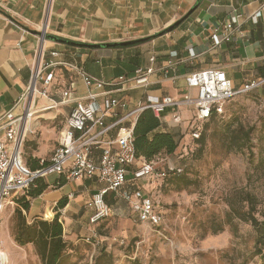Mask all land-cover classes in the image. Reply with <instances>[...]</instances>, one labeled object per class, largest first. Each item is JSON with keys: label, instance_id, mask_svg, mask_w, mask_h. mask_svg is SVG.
<instances>
[{"label": "crops", "instance_id": "obj_1", "mask_svg": "<svg viewBox=\"0 0 264 264\" xmlns=\"http://www.w3.org/2000/svg\"><path fill=\"white\" fill-rule=\"evenodd\" d=\"M48 1L0 0V118L26 92L41 47L45 49L46 62L78 64L103 85H87L74 72L60 67L55 70L52 95L49 99H39V108L59 104L61 93L71 84L75 99L89 102L93 97L103 106L117 99L134 108L149 96L174 99L196 96L197 90L188 87L186 78L210 68L224 70L237 89L249 81L264 79V0H203L178 28L159 37L156 36L186 17L198 0H55L53 12L47 17ZM259 11L261 17L254 23L252 16ZM235 14L242 16L240 31L231 42L216 46L212 36ZM44 28L50 35L84 44L156 38L125 48L79 49L55 42L42 44L35 32ZM139 68L152 69L149 86L122 89L119 79H133ZM263 88L257 92L264 94ZM71 108V105H59L39 109L24 148L23 159L30 168L52 158ZM179 113L184 121L182 125H174L172 110L164 114L162 123L163 130L177 134L183 142L189 138L185 133L193 111L182 109ZM61 181L64 178L46 179L50 187L32 200L29 215L33 220L52 221L58 214V203L67 199L66 208L59 214L66 240L76 242L96 226L90 223L93 210L88 205L101 186L89 180L57 184ZM146 187L150 189V185ZM69 195L74 197L69 199ZM110 200L114 201L113 215L132 218L125 202Z\"/></svg>", "mask_w": 264, "mask_h": 264}, {"label": "built area", "instance_id": "obj_2", "mask_svg": "<svg viewBox=\"0 0 264 264\" xmlns=\"http://www.w3.org/2000/svg\"><path fill=\"white\" fill-rule=\"evenodd\" d=\"M54 0L48 1L47 17L52 13ZM261 13L256 12L252 21L257 23ZM242 26V16L235 14L220 32L212 36L216 46L229 43ZM42 44L47 41L40 38ZM57 57V54H53ZM155 59L152 58L153 62ZM65 67L74 72L87 85L103 82L88 75L78 64L46 62L45 49L41 47L32 65V78L20 100L0 118V220L8 203L26 194L39 180L51 177L69 182L92 181L101 186L89 207L93 214L92 225H98L113 216L109 199L125 202L132 220L138 225L159 229L165 215L146 186L156 185L169 178L186 173L187 164L174 163L169 158L153 162L139 161L135 150V127L141 114L151 110L161 119L167 111H174V125L183 124L179 113L189 109L193 114L185 133L193 142L201 139L204 127L214 115L223 116L226 105L235 97L257 92L264 86V79L249 81L237 89L221 68H210L190 74L187 84L196 89L197 95L182 99L151 97L134 108L125 101L113 99L105 106L91 98L89 102L75 99L74 84L62 92L59 104L37 107L41 98L49 99L55 86V70ZM152 69L139 68L133 79L121 77L122 89L148 87ZM114 86V85H113ZM59 105H71L66 124L59 133L58 146L49 161L42 160L32 170L23 159L28 135L32 133V120L39 109H52ZM182 143V139L180 140ZM69 195V199L73 198ZM0 241V264H9Z\"/></svg>", "mask_w": 264, "mask_h": 264}, {"label": "rangeland", "instance_id": "obj_3", "mask_svg": "<svg viewBox=\"0 0 264 264\" xmlns=\"http://www.w3.org/2000/svg\"><path fill=\"white\" fill-rule=\"evenodd\" d=\"M225 110L205 125L201 143L188 138L174 155L160 157L187 164L192 183L181 188L171 181L150 185L165 215L161 228L138 225L117 213L70 242V264H109L98 261L102 250L111 255L112 264H264L252 224L234 216L228 222L231 203L249 213L248 194L257 198L259 218L264 219V94L236 97ZM11 202L0 220L2 251L9 264H42L34 245L15 242L16 211L22 207L17 199ZM26 217L32 224L33 218Z\"/></svg>", "mask_w": 264, "mask_h": 264}, {"label": "trees", "instance_id": "obj_4", "mask_svg": "<svg viewBox=\"0 0 264 264\" xmlns=\"http://www.w3.org/2000/svg\"><path fill=\"white\" fill-rule=\"evenodd\" d=\"M156 37H150L143 41V43L149 42ZM245 96V95H243ZM240 97V96H238ZM236 98V97H235ZM222 116L214 115L209 121H213L216 118ZM207 123L206 126L209 124ZM204 132V131H203ZM203 141L202 137L198 143ZM237 141H243L237 140ZM246 141H250L249 133H247ZM135 150L136 158L139 161L153 162L162 156H172L176 153L180 146V138L177 134L163 130V123L155 113L151 110L143 112L135 127ZM246 146V143L239 146L236 151L241 152ZM38 166V164H37ZM40 166V163H39ZM39 166L32 167V170H36ZM36 168V169H35ZM190 169H186V173L179 177H173L166 180L171 181L172 184L186 187L192 183L188 181L186 177ZM67 180L57 182L64 186ZM50 185L45 179L37 181V183L23 196L17 199L21 204L20 209L16 211L18 224L15 231V242L21 246L34 245L37 256L40 258L42 264H70L71 256L69 251L71 250V244L65 238V228L61 221L59 211L66 208L68 204L67 199L61 200L57 207L58 213L52 221L45 220L43 218H37L33 220L32 224L27 221V214H29L33 199L41 196L48 190ZM245 201L249 206V213L245 214L240 211L238 206L231 203V212L228 214V222L232 224L234 219H240L245 222H250L256 231V249L257 254H261L264 249V219L261 221L259 218V211L257 209V198L248 194ZM264 217V215H263ZM99 260H108L109 264H112V257L108 255L104 250L100 252ZM76 264V263H73Z\"/></svg>", "mask_w": 264, "mask_h": 264}, {"label": "water", "instance_id": "obj_5", "mask_svg": "<svg viewBox=\"0 0 264 264\" xmlns=\"http://www.w3.org/2000/svg\"><path fill=\"white\" fill-rule=\"evenodd\" d=\"M202 1L203 0H198V2L195 5V7L188 13V15L186 17H184L182 20L178 21L177 23H175L171 27L167 28L166 30L161 32L156 37L165 36V35L173 32L192 13H194L200 7V5L202 4ZM35 34H36L37 37H39V38H41V39H43V40H45L47 42H55V43H59V44H63V45H66V46L75 47V48H79V49H91V50L125 48V47H130V46L141 44L144 41V40H136V41H128V42H122V43H108V44L96 45V44H84V43H78V42H74V41L65 40V39L59 38L57 36L48 34L45 29L42 30V31H36Z\"/></svg>", "mask_w": 264, "mask_h": 264}, {"label": "bare ground", "instance_id": "obj_6", "mask_svg": "<svg viewBox=\"0 0 264 264\" xmlns=\"http://www.w3.org/2000/svg\"><path fill=\"white\" fill-rule=\"evenodd\" d=\"M45 29V28H44ZM46 30V29H45Z\"/></svg>", "mask_w": 264, "mask_h": 264}]
</instances>
